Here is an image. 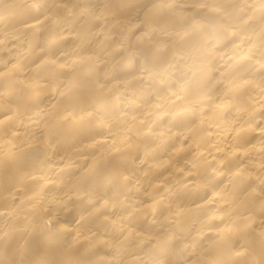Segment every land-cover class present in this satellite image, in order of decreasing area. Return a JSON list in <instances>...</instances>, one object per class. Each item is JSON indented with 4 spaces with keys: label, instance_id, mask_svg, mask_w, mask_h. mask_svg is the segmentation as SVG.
Instances as JSON below:
<instances>
[{
    "label": "clouds",
    "instance_id": "9594fccd",
    "mask_svg": "<svg viewBox=\"0 0 264 264\" xmlns=\"http://www.w3.org/2000/svg\"><path fill=\"white\" fill-rule=\"evenodd\" d=\"M0 264H264V0H0Z\"/></svg>",
    "mask_w": 264,
    "mask_h": 264
}]
</instances>
